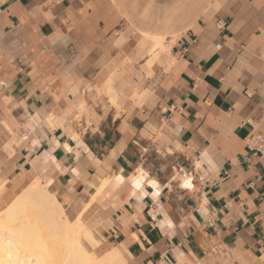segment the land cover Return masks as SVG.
Instances as JSON below:
<instances>
[{"label":"crops","instance_id":"crops-1","mask_svg":"<svg viewBox=\"0 0 264 264\" xmlns=\"http://www.w3.org/2000/svg\"><path fill=\"white\" fill-rule=\"evenodd\" d=\"M251 132L264 0H0V207L39 180L122 264H264Z\"/></svg>","mask_w":264,"mask_h":264},{"label":"bare ground","instance_id":"bare-ground-1","mask_svg":"<svg viewBox=\"0 0 264 264\" xmlns=\"http://www.w3.org/2000/svg\"><path fill=\"white\" fill-rule=\"evenodd\" d=\"M155 39L162 45L161 38ZM92 241L95 242L82 213L71 219L57 197L39 180L27 185L0 209V259L5 264L123 263L117 249L101 256L89 250L87 244Z\"/></svg>","mask_w":264,"mask_h":264},{"label":"built area","instance_id":"built-area-1","mask_svg":"<svg viewBox=\"0 0 264 264\" xmlns=\"http://www.w3.org/2000/svg\"><path fill=\"white\" fill-rule=\"evenodd\" d=\"M246 145L254 155L264 156V136L251 132L246 136ZM193 181V179H190Z\"/></svg>","mask_w":264,"mask_h":264},{"label":"rangeland","instance_id":"rangeland-1","mask_svg":"<svg viewBox=\"0 0 264 264\" xmlns=\"http://www.w3.org/2000/svg\"><path fill=\"white\" fill-rule=\"evenodd\" d=\"M24 189H22V191H23ZM11 202V201H10ZM9 204V203H8ZM7 204V205H8ZM6 205V206H7ZM5 206V207H6ZM5 207H0V209H4ZM92 236L94 237V235L92 234ZM97 243H96V241L94 242V243H92V244H87V247L89 248V250H91V251H93V252H95L98 256H101V255H103L104 253L102 252V251H97L96 250V248L95 247H93V246H95Z\"/></svg>","mask_w":264,"mask_h":264},{"label":"snow or ice","instance_id":"snow-or-ice-1","mask_svg":"<svg viewBox=\"0 0 264 264\" xmlns=\"http://www.w3.org/2000/svg\"><path fill=\"white\" fill-rule=\"evenodd\" d=\"M185 186L189 187L190 185L186 183ZM9 259H11V256L9 257ZM0 264H5V262L2 259H0ZM17 264H22V262L18 261Z\"/></svg>","mask_w":264,"mask_h":264}]
</instances>
